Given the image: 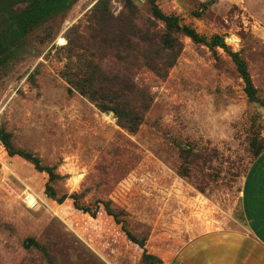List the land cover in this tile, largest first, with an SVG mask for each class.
<instances>
[{
	"label": "rangeland",
	"instance_id": "obj_1",
	"mask_svg": "<svg viewBox=\"0 0 264 264\" xmlns=\"http://www.w3.org/2000/svg\"><path fill=\"white\" fill-rule=\"evenodd\" d=\"M6 1L0 30L27 7L26 0ZM98 1L78 0L30 31L0 68V128L16 148L55 166L63 177L54 185L58 198L71 197L63 204L49 198L48 176L10 157L0 141V264H146L143 249L169 261L191 237L245 230L242 186L252 143L264 144V105L248 100L221 48L181 36L167 70L138 60L128 42L131 21L142 37L164 26L153 17L152 0H131L127 8L112 0L114 16L130 18L124 36L106 45L120 54L84 43L80 59L92 58L113 75L132 74L146 93L143 122L130 133L114 112L70 92L62 75L71 60L67 35L78 26L75 33L88 37ZM155 1L199 34L223 37L246 60L264 101V0Z\"/></svg>",
	"mask_w": 264,
	"mask_h": 264
},
{
	"label": "trees",
	"instance_id": "obj_2",
	"mask_svg": "<svg viewBox=\"0 0 264 264\" xmlns=\"http://www.w3.org/2000/svg\"><path fill=\"white\" fill-rule=\"evenodd\" d=\"M24 1L11 0V2L6 1L5 3H11V6H15ZM77 1L26 0L27 7L21 12L11 14L6 26L0 30V68L8 64L18 45L30 31L65 13ZM151 3L153 5V17L163 24L164 29L162 31L156 30V27L145 29V32H140L145 34V37H142L135 31V25H132L133 22L131 21V37L128 42L133 45V52L141 56L138 60H148L150 62L148 66H151L157 72L167 70L172 66V58L181 50V36L188 37L195 44L205 45L214 51L217 48H221L231 57L243 79L248 100L252 103L264 105V101L258 96V90L254 85L246 60L239 52H234L228 47L223 37L216 35L209 39L199 34L194 28L181 24L179 17L164 14L155 0H152ZM122 4L124 5L123 7L127 8L132 5V1L123 0ZM112 8V0H99L96 3L91 10L89 18L88 37L85 34L75 33L79 28L78 26L70 29L67 35L69 45L64 51L68 53L71 60L65 66L62 75L70 86V92L77 91L89 98L103 112H114L120 126L135 134L139 130L145 112L148 109L146 93L136 86L132 74H129V77H120L121 72L113 75V71L105 69L92 58L86 61H81L80 59L82 51H86L84 43L95 46L101 52L104 45L105 50L117 52L113 57H117L120 54V48H115L114 50L111 47H106V45L107 43L113 44L119 39V36L120 38L124 36L121 33V28L128 24L127 21L130 18L127 17V20H125V15L117 18L112 13ZM139 36L141 37L139 38L140 42H136L135 40ZM149 51L154 55H146ZM154 60H160L162 63ZM166 60H169V63H165ZM0 141L10 157H20L33 165L38 172L45 173L48 176L45 194L49 198L56 200L59 204H63L71 198L69 195H63L58 198L54 185L61 181L63 177L57 173L55 166L45 165L37 155L16 148L12 142L11 133L1 128ZM252 146L254 161L264 153V144L256 141L252 143ZM30 243L34 244V241L30 240ZM143 252L146 264H172L173 258L167 261L162 256L149 253L146 249H143Z\"/></svg>",
	"mask_w": 264,
	"mask_h": 264
},
{
	"label": "crops",
	"instance_id": "obj_3",
	"mask_svg": "<svg viewBox=\"0 0 264 264\" xmlns=\"http://www.w3.org/2000/svg\"><path fill=\"white\" fill-rule=\"evenodd\" d=\"M241 203L244 231L191 237L172 264H264V153L244 177Z\"/></svg>",
	"mask_w": 264,
	"mask_h": 264
},
{
	"label": "built area",
	"instance_id": "obj_4",
	"mask_svg": "<svg viewBox=\"0 0 264 264\" xmlns=\"http://www.w3.org/2000/svg\"><path fill=\"white\" fill-rule=\"evenodd\" d=\"M116 8V7H115Z\"/></svg>",
	"mask_w": 264,
	"mask_h": 264
}]
</instances>
